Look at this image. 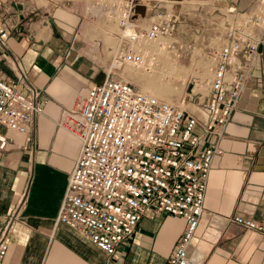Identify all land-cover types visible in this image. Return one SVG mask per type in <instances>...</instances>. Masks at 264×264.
Masks as SVG:
<instances>
[{
  "label": "crops",
  "instance_id": "obj_1",
  "mask_svg": "<svg viewBox=\"0 0 264 264\" xmlns=\"http://www.w3.org/2000/svg\"><path fill=\"white\" fill-rule=\"evenodd\" d=\"M44 1L0 0V14L13 24L0 44V76L20 91L38 90L43 101V112L30 126L31 142L0 127L6 138L0 148V235L8 226L10 239L3 264H164L184 231L182 217L140 219L114 256H106L76 230L54 225L80 147L56 122L76 96L105 78L111 46L99 18L107 2ZM194 1L179 0L176 30L194 33L205 18L243 12L253 2ZM149 8L137 4L135 13L148 15ZM263 69L264 55L219 141L222 152L213 158L204 209L187 248L193 264H264V234L230 221L239 213L264 223ZM188 111L206 119L202 106L188 105ZM213 139L208 134L201 146Z\"/></svg>",
  "mask_w": 264,
  "mask_h": 264
},
{
  "label": "built area",
  "instance_id": "obj_2",
  "mask_svg": "<svg viewBox=\"0 0 264 264\" xmlns=\"http://www.w3.org/2000/svg\"><path fill=\"white\" fill-rule=\"evenodd\" d=\"M138 1L106 3L104 13L118 28L106 76L76 96L56 122L80 147L54 225L76 230L106 256H114L140 219L179 216L185 228L164 264H193L187 248L204 209L213 158L222 152L219 141L264 55V0H253L247 10L195 30L206 60L198 62L206 76L194 75L191 90L176 104L117 73L126 67L152 73L159 64L166 71L176 65L183 46L174 35L179 14L164 7L146 20L134 18ZM12 28L0 14L1 45ZM196 39L188 46L197 47ZM39 97L38 90L20 91L0 76V127L31 142L30 126L43 112ZM190 101L205 109L204 121L188 111ZM208 134L213 141L201 146ZM5 145L0 131V148ZM230 221L264 234V223L250 216L235 213ZM9 244L6 226L0 235V264Z\"/></svg>",
  "mask_w": 264,
  "mask_h": 264
},
{
  "label": "rangeland",
  "instance_id": "obj_3",
  "mask_svg": "<svg viewBox=\"0 0 264 264\" xmlns=\"http://www.w3.org/2000/svg\"><path fill=\"white\" fill-rule=\"evenodd\" d=\"M53 1L58 2L59 0ZM97 2H112V0H97ZM189 2L192 4L195 3L194 0H189ZM44 3H46V1L40 0V4ZM138 4L152 8L151 13L149 12L150 14H152L154 10H160L164 5L168 8V10L173 9L175 14H177L179 13L181 7V2H179V0H139ZM150 14L147 15L145 13H138L136 16H134V18L138 17L142 20H146ZM99 18L103 24L101 34H103L106 44L112 47L115 45L113 33L117 31V25L115 22L108 21V19H106L107 14H102ZM229 18V15H220L215 18L207 17L203 20V23L206 25L210 24L212 19L214 20L213 22H220ZM174 35L183 44V46L179 48V57L176 65L168 66V69L164 71L161 70V65L159 64L154 68L152 73L135 72L128 67L117 72L124 78V80H127L138 86L140 89L148 91L158 98L172 104L178 103L184 97V95L191 90L194 82V75H200L201 79L206 76V73H204L205 70L202 69L200 62H198L200 60H202V63L203 61H206L204 57H202L203 54L201 51L203 50L199 48L202 45L201 40L196 39V35L192 32V30L186 31L185 28H180L179 31L175 30ZM195 39L197 42L196 44H198L197 47L192 48V46H188L189 43ZM194 104L195 103L193 101H190L189 105Z\"/></svg>",
  "mask_w": 264,
  "mask_h": 264
},
{
  "label": "bare ground",
  "instance_id": "obj_4",
  "mask_svg": "<svg viewBox=\"0 0 264 264\" xmlns=\"http://www.w3.org/2000/svg\"><path fill=\"white\" fill-rule=\"evenodd\" d=\"M149 75V74H148ZM157 97V96H156Z\"/></svg>",
  "mask_w": 264,
  "mask_h": 264
}]
</instances>
